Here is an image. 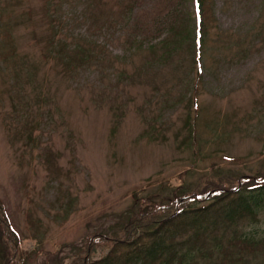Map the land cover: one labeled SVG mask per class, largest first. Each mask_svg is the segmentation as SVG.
Here are the masks:
<instances>
[{
  "label": "rangeland",
  "instance_id": "1",
  "mask_svg": "<svg viewBox=\"0 0 264 264\" xmlns=\"http://www.w3.org/2000/svg\"><path fill=\"white\" fill-rule=\"evenodd\" d=\"M130 2L143 11L127 17ZM178 2L0 0V206L24 264H72L86 237L120 228L134 194L233 190L264 174V0H207L201 66L192 33L167 62L145 65L150 49L136 46L118 58L135 24L154 28ZM96 43L106 50L69 73L65 47ZM258 214L232 228L264 236Z\"/></svg>",
  "mask_w": 264,
  "mask_h": 264
},
{
  "label": "trees",
  "instance_id": "2",
  "mask_svg": "<svg viewBox=\"0 0 264 264\" xmlns=\"http://www.w3.org/2000/svg\"><path fill=\"white\" fill-rule=\"evenodd\" d=\"M179 2L178 8L177 4L171 9L160 8L161 13L153 22L154 28L135 24L132 33L127 32L121 42L124 43L125 52L119 54L118 58L128 59L126 51L136 46L150 49L145 65L151 60L167 62L178 53V49H182L183 40L190 38L192 33V66H201L208 15L207 0H187L191 3L192 14V27L187 31L183 27L186 10L179 6L183 2ZM130 3L126 10L127 17H130V12L143 11L134 2ZM150 30L154 32L151 38L148 37ZM137 32L145 36L139 37ZM50 42L54 43L53 37ZM76 46L72 55L65 47L69 73L91 63L106 50L103 44L98 43ZM93 47H97L98 51L91 53ZM199 74L197 72V76ZM154 88L158 91L163 89L157 85ZM193 88H196V84ZM182 186L178 185L167 196L161 192L150 193V196L142 197V201L134 194L135 200L129 211L119 215L120 228L111 233L98 231L86 237L84 247L72 264H201L202 261L207 264H255L259 257L264 262V236L239 233L236 227L232 228L241 219L255 221L259 216L258 210L264 208V174L242 176L239 186L233 190L216 187L188 194L180 191ZM201 201L206 203L200 204ZM226 233H230L233 239L227 240ZM15 236L16 232L2 214L0 206V264H24L21 256L17 259L10 255L11 250L15 254V246L11 244ZM99 243L110 244V252L98 259L90 258Z\"/></svg>",
  "mask_w": 264,
  "mask_h": 264
}]
</instances>
